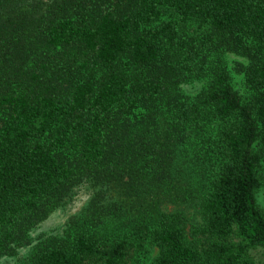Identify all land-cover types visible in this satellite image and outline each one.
<instances>
[{"label":"trees","instance_id":"trees-1","mask_svg":"<svg viewBox=\"0 0 264 264\" xmlns=\"http://www.w3.org/2000/svg\"><path fill=\"white\" fill-rule=\"evenodd\" d=\"M29 1L0 0V257L88 184L29 264H264V0Z\"/></svg>","mask_w":264,"mask_h":264},{"label":"rangeland","instance_id":"rangeland-1","mask_svg":"<svg viewBox=\"0 0 264 264\" xmlns=\"http://www.w3.org/2000/svg\"><path fill=\"white\" fill-rule=\"evenodd\" d=\"M50 0H30L29 5L24 9L27 11L32 10L40 6L47 8L46 3H49ZM32 5V6H31ZM187 27V28H186ZM186 32H192L196 30V25L188 24L186 25ZM222 58L225 60V64L229 69L233 77V84L235 88L239 91L242 97L247 100L249 96V91L243 83V67L248 63V60L238 54L225 52L222 55ZM203 88V81L196 79L193 81H188V83L182 86V89L190 94H197ZM264 175V168H263ZM264 178V177H263ZM92 195V190L88 184H82L74 190L72 199L66 204L62 205L54 212H52L44 221L36 225L29 233V242L17 248L14 253L10 255H3L0 257V264H29L34 251L41 241H44L52 236H61L65 235L70 227V220L81 214L82 210L86 207L88 201ZM256 198L259 207L264 212V179L261 187L256 192ZM188 229L192 225H196L200 222V219L192 207L188 209ZM158 250L153 245H148L147 249L143 252L142 263L150 264L154 257L157 255ZM253 256L257 260H263V253L261 250L252 251Z\"/></svg>","mask_w":264,"mask_h":264}]
</instances>
